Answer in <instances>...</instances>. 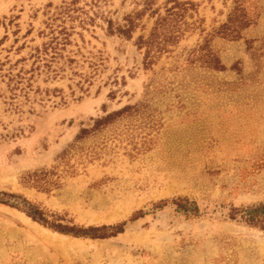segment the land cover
I'll list each match as a JSON object with an SVG mask.
<instances>
[{"label":"rangeland","instance_id":"obj_1","mask_svg":"<svg viewBox=\"0 0 264 264\" xmlns=\"http://www.w3.org/2000/svg\"><path fill=\"white\" fill-rule=\"evenodd\" d=\"M180 1L187 30L146 64L155 15L114 29L142 0H0V192L17 205L0 203V264H264V220L230 218L264 203V0ZM234 11L247 26L225 31ZM32 208L122 231L62 234Z\"/></svg>","mask_w":264,"mask_h":264},{"label":"trees","instance_id":"obj_2","mask_svg":"<svg viewBox=\"0 0 264 264\" xmlns=\"http://www.w3.org/2000/svg\"><path fill=\"white\" fill-rule=\"evenodd\" d=\"M153 0H142V9H138L130 14H127L125 21L126 26L117 24L114 28L115 31L119 34H125L130 36L131 32L134 30L137 22L136 18L142 16L149 10L148 14L154 16L155 18L147 32V34H139L135 39V44L137 48H143V60L146 64L154 62V60L160 56L163 52L170 51L172 47L176 45L179 41L181 35L185 30H187V22L185 20L186 7L185 4L189 3L188 1L180 0H165L164 10L162 13L158 12L157 9L151 8ZM170 3V4H169ZM235 9H237L235 7ZM110 21H108L109 23ZM247 23H240L239 20L235 17V11L230 12L228 15L227 21L222 24V27L225 31L237 32L238 30L245 28ZM110 31H113L112 26H108ZM205 45L202 44L198 47V52L204 49ZM195 49L192 50L194 52ZM206 55V54H200ZM199 55V56H200ZM214 58L211 57L210 62ZM131 106H124L123 108L113 111L106 114L105 116L94 119V124L92 128L97 129L105 122L110 121V119L116 115L121 114L123 111L127 110ZM88 128H81L80 133L84 134L88 132ZM79 133V134H80ZM80 136V135H77ZM27 180L34 181L36 183L45 184L47 180H42L38 178L37 174H29ZM43 181V182H40ZM14 194H7L6 192H0V203L6 204L9 206H17L15 203L10 202V197H14ZM185 207V206H183ZM186 209V208H185ZM189 212L196 211V206L191 202L188 209ZM29 215L33 220L40 222L42 225L51 228L52 230L62 233L70 234L73 236H91V237H104L106 234H96L91 231H96L100 229H111L113 233H118L122 231V228L117 227H108L106 225H101L99 227H75L67 226L60 223H52L49 225L48 220L44 217L42 211L37 208H32L29 211ZM230 218L238 222H245L250 225H261L264 220V203L258 205H250L240 209H232L230 212Z\"/></svg>","mask_w":264,"mask_h":264}]
</instances>
